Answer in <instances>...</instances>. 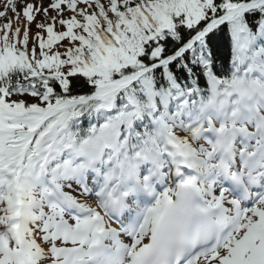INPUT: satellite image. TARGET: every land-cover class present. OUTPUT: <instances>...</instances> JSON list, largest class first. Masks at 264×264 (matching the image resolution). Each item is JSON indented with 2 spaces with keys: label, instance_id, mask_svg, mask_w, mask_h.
Instances as JSON below:
<instances>
[{
  "label": "snow or ice",
  "instance_id": "snow-or-ice-1",
  "mask_svg": "<svg viewBox=\"0 0 264 264\" xmlns=\"http://www.w3.org/2000/svg\"><path fill=\"white\" fill-rule=\"evenodd\" d=\"M0 264H264V0H0Z\"/></svg>",
  "mask_w": 264,
  "mask_h": 264
}]
</instances>
